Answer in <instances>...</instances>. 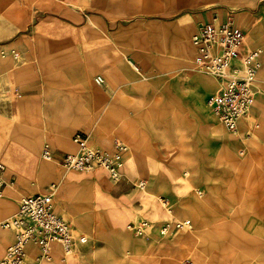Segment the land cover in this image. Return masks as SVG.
<instances>
[{"label": "crops", "instance_id": "1", "mask_svg": "<svg viewBox=\"0 0 264 264\" xmlns=\"http://www.w3.org/2000/svg\"><path fill=\"white\" fill-rule=\"evenodd\" d=\"M29 1L31 0H26ZM60 3L61 0H39L37 7L33 9L31 3L22 8L13 0H0V54L2 51L7 52L10 48H15V41H11L10 38L31 25L39 11L50 12L46 9L59 7ZM64 16L69 17L70 14ZM215 17L227 16L215 15L211 19L201 20L193 30L190 24L170 25V29L164 32L162 41L165 56L158 59L156 66L138 63L136 65L135 59L123 52L122 62L100 70L105 81L101 86L96 87L93 83L95 73L83 76L74 68L71 74L58 72L53 89L46 85L37 88L33 94L24 93L16 99L0 100V114L8 116L9 129L16 127L12 124L13 119L19 123L18 127L30 132V135L24 134L16 137L14 141L19 145H28L29 152L25 155L18 151L11 153L6 163L13 170L22 165V160H29L31 165L38 161L32 181L23 178L17 183H12L11 174H5V179L9 183L6 184L4 194L0 198V222L12 217L15 210L17 212L20 195L29 196L45 192L44 186L52 179L59 178L61 182L54 200L55 211L71 226L73 224L74 230L79 228L84 231L88 242L85 245H77L76 256L69 261H63L64 252L61 246H54L53 260L50 264H161V257L175 258L177 256L175 248H153L154 240L151 237L134 238L124 231V225L131 212L145 214V208L139 201L128 207L127 202L130 198L125 201L118 200L112 202L111 211L96 212L94 210L96 204L92 203L90 198H84L83 194H78L80 188L73 182L75 176H61L54 159L44 161L40 154L42 161L40 162L38 152L41 148L42 152L47 145L54 158L61 161L65 155L71 154L65 152L70 147L75 153L76 147L72 137L77 132H84L89 136L91 145L105 150H111L112 140L118 138L128 147L123 167L127 175L130 177L147 175L159 181L160 176L171 178L168 179L167 190L163 188L161 182L157 184L155 180L152 189L155 193L164 190L171 199L176 198V182L172 178L176 175L180 177L177 161L197 160L196 156L204 153L205 156H213L216 164L222 167L223 173H233L234 176L238 166L248 160L247 157L239 155L238 149L242 147L252 155L255 166L262 165L264 130L258 139H255L256 134H253L251 139L244 137L241 132L249 125L253 114L264 113V96L259 97L248 115L239 121L237 134H230L208 106L209 99L219 90V82L211 76L209 77L216 81L194 72L196 70L193 68L192 37L201 23L209 22ZM70 19L73 22L77 21L75 18ZM235 21L251 35L260 32L259 27L251 28L249 20L240 14L235 16ZM246 42L250 48L254 45L249 39ZM105 43L115 48L130 47L125 41ZM260 45L264 47V41ZM8 59L2 60L0 56L2 82H5V74L12 66ZM263 80L264 63L257 84H263ZM262 88L264 90V86ZM32 108L34 113H31ZM162 160L170 162L168 174H162L158 167ZM238 171L240 173V170ZM192 174L196 176L198 169H194ZM97 177L100 181L106 182L104 177L100 175ZM125 194L127 193H123L122 196ZM189 203L192 204V200H185L183 207ZM165 213L167 214L166 211ZM184 213L194 219L196 226L205 225L212 218L195 211L184 210ZM169 217L163 226L176 222L174 217ZM141 219L139 217L136 221ZM179 231L181 230L174 231L168 236L161 235L160 231L157 233L162 238H173ZM10 238L11 232L0 228V256L6 241ZM27 252L28 257L32 259L39 254L34 245H29ZM162 264L174 263L173 260L172 262L168 260Z\"/></svg>", "mask_w": 264, "mask_h": 264}, {"label": "rangeland", "instance_id": "2", "mask_svg": "<svg viewBox=\"0 0 264 264\" xmlns=\"http://www.w3.org/2000/svg\"><path fill=\"white\" fill-rule=\"evenodd\" d=\"M13 1L22 8L31 3L35 9L39 0ZM46 10L50 12L39 11L31 25L10 38L11 41H15V48H10L7 52L2 51L0 54L2 60L9 58L8 60L12 62L10 70L5 74V82L0 80L1 101L19 98L24 93L33 94L37 88L46 85L53 89L57 73L71 74L74 68L83 76L95 73L93 83L97 87L95 78L103 77L100 70L122 62L123 52L133 57L136 65L138 63L156 66L158 59L165 56L162 41L164 32L170 29V25L190 24L193 30L199 21L211 19L215 15L232 18L245 32L247 50L261 48L264 51V47L260 45L264 41V0H61L59 7L53 6ZM65 14L70 16H64ZM238 14L249 20L251 28L259 27L260 32L251 35L246 28L238 25L235 21ZM70 18L77 21L73 22ZM192 30L188 37L189 42ZM120 31L122 33H119ZM248 39L254 44L251 48L246 42ZM110 41H125L130 47H111L112 45L105 43ZM19 72L22 74H18ZM194 72L216 81L198 71ZM262 82L263 84L256 86L253 106L259 97L264 96L262 88L264 80ZM30 110L34 113L33 108ZM9 123L8 116L1 113L0 163L6 168L5 174H11L10 182L17 183L23 178L32 181L37 160L32 165L29 160H22V165L13 170L6 163L11 153L18 151L25 155L29 152L28 145H19L14 141L16 137L30 135V132L18 127L19 123L13 119L12 124L16 127L9 129ZM218 124L221 125L219 121ZM262 130L264 113H255L241 133L248 138L256 134L255 139H258ZM41 149L38 152L40 162ZM238 151L241 157H247L248 160L238 166L234 176L233 173H223L222 167L216 164L213 156H205L204 153L198 154L197 160L177 161L180 177L176 175L172 178L176 182L174 199H171L164 190L160 193L152 190L154 180L157 184L161 182L163 188L167 190L168 179H171L167 176H160V181L147 175L130 177L124 168L123 179L114 185L107 173L102 170L68 172L60 166V161L56 157L54 164L60 170L61 176H75L73 182L80 188L78 194L90 198L92 203L96 204L94 209L96 212L111 211L112 202L118 200L125 201L130 198L127 202L128 207L139 201L145 208V214L129 212L124 231L134 238L151 237L154 240L153 248H175L177 256L161 257V264L168 260L171 262L173 260L174 264H264V163L255 166L252 155L248 154L245 148L241 147ZM65 152L73 153L74 149L70 147ZM262 158L264 162V155ZM158 167L162 174H168L170 162L162 160ZM194 169H198L196 176L192 174ZM98 175L104 177L106 182L97 179ZM141 179L146 182L144 192H140L136 187ZM60 182L59 178L52 179L44 186V191L46 192L52 183L57 184L59 188ZM6 183L9 181L6 180ZM123 193L127 194L122 196ZM25 195L27 194L19 196L18 204ZM132 195L133 197H128ZM161 197L171 205L170 216L174 217L176 222L190 220L192 227L179 231L173 238L160 237L157 233L160 226H163L166 218H170L162 207ZM185 200H192V204L183 207ZM184 210L206 214L212 218L205 225L196 226L194 219L186 215ZM15 212L16 210L12 217ZM139 217L150 224V229L143 236L134 234L128 228L129 224ZM0 228L11 232V238L6 241L1 258L15 241V232ZM74 232L76 237L87 236L79 228ZM90 240L92 241L91 237ZM76 249L70 256L63 255V261L74 258L78 251ZM261 254L263 256H260ZM33 262L34 259L27 258L28 264ZM50 263L52 262L43 264Z\"/></svg>", "mask_w": 264, "mask_h": 264}, {"label": "built area", "instance_id": "3", "mask_svg": "<svg viewBox=\"0 0 264 264\" xmlns=\"http://www.w3.org/2000/svg\"><path fill=\"white\" fill-rule=\"evenodd\" d=\"M245 32L229 17H215L199 25L192 37L194 49L193 68L215 78L219 90L209 99L212 113L230 132L238 130V121L243 117L256 97V84L263 68L264 51L261 48L247 50ZM96 84L103 85L104 79L98 76ZM75 153L67 154L59 162L68 172H92L102 170L116 185L124 177V156L128 147L120 139L112 140L111 150L93 148L89 136L77 132L72 137ZM41 159L50 161L54 154L46 145L41 152ZM6 168L0 163V198L3 196ZM136 187L140 191L146 188V182L140 180ZM58 185L52 183L45 193H36L23 197L18 210L11 219L2 222V227L15 232V241L7 249L0 264H28L27 247L34 245L39 254L33 264L51 262L54 246H61L64 255L70 256L77 244H86L85 235L75 236L72 226L55 211L54 198ZM161 204L167 214L172 208L167 200L161 198ZM190 221L167 223L160 229L163 236L174 231L191 228ZM128 228L136 235L143 236L150 229V224L138 220Z\"/></svg>", "mask_w": 264, "mask_h": 264}, {"label": "bare ground", "instance_id": "4", "mask_svg": "<svg viewBox=\"0 0 264 264\" xmlns=\"http://www.w3.org/2000/svg\"><path fill=\"white\" fill-rule=\"evenodd\" d=\"M96 79V78H95ZM104 79V78H103ZM105 82V81H104ZM95 83H96V81H95ZM98 85V84H97ZM98 86H101V85H98ZM211 97V96H210ZM208 106H209V108L211 109V107H210V105H209V101H208ZM252 106H253V104L251 105V107L248 109V111H247V113L243 116V117H241L240 119H239V121L242 119V118H244L245 116H247L248 115V113H249V111L251 110V108H252ZM212 112V111H211ZM214 115V114H213ZM215 116V115H214ZM217 118V117H216ZM218 119V118H217ZM239 121H238V124H239ZM225 127V126H224ZM225 129L227 130V132L228 133H230V134H237V132H238V130L235 132V133H232V132H230L226 127H225ZM51 161V160H50ZM58 190H59V188H58ZM58 190L56 191V192H58ZM57 194V193H56ZM56 197V196H55ZM54 200H55V198H54ZM12 217H10L9 219H11ZM8 220V219H7ZM179 222H181V221H179ZM0 227H2V222H0ZM8 230H11V229H8Z\"/></svg>", "mask_w": 264, "mask_h": 264}]
</instances>
